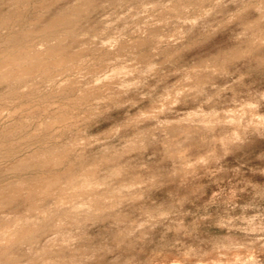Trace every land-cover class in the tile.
I'll use <instances>...</instances> for the list:
<instances>
[{
    "label": "rangeland",
    "instance_id": "374dc122",
    "mask_svg": "<svg viewBox=\"0 0 264 264\" xmlns=\"http://www.w3.org/2000/svg\"><path fill=\"white\" fill-rule=\"evenodd\" d=\"M0 15L1 53L12 36L16 51L21 40L88 51L71 70L0 81V135H12L0 139V188L41 176L32 155L59 151L54 171L93 172L110 206L98 216L71 203L82 222L60 236L42 222L32 246L2 234L23 258L8 261L30 264L54 241L73 257L57 264H264V0H0ZM27 190L1 205V224L26 211Z\"/></svg>",
    "mask_w": 264,
    "mask_h": 264
},
{
    "label": "bare ground",
    "instance_id": "6f19581e",
    "mask_svg": "<svg viewBox=\"0 0 264 264\" xmlns=\"http://www.w3.org/2000/svg\"><path fill=\"white\" fill-rule=\"evenodd\" d=\"M86 2V1H85ZM75 7L76 6H74V8L72 9V8H70L71 9V13H72V10H73V12H77V10H78V8H76L75 9ZM75 9V10H74ZM69 10V9H68ZM67 14L68 13H70V11L69 12H66ZM65 13V14H66ZM70 13V15L73 17V13L71 14ZM64 14V13H63ZM61 15L60 14V18H57V20H55V21H51L49 24H51V25H47V27H50L51 26V30H52V28H55V27H58V26H60V24H61V26H62V24H66V23H68L69 24V22H71V19H72V17L68 14V15ZM10 15V14H9ZM1 16V15H0ZM13 16V15H12ZM1 17H4V14L1 16ZM6 19H7V17L6 18H4L3 20L2 19H0V25H2L3 24V21L5 20V22L8 24V22L6 21ZM9 19V18H8ZM56 19V18H55ZM9 21V20H8ZM4 22V23H5ZM4 25H6V24H4ZM3 25V26H4ZM9 25V24H8ZM58 25V26H57ZM0 27H2V26H0ZM46 27L44 28V30L43 31H48V28L46 29ZM50 30V29H49ZM55 30V29H54ZM58 30V29H57ZM46 31V32H47ZM55 31H51V33L50 34H55L54 33ZM45 33V32H44ZM48 33V35H50ZM23 34V33H22ZM46 34V33H45ZM52 34V35H53ZM24 35V34H23ZM47 35V34H46ZM45 35V36H46ZM59 35V34H58ZM21 36V35H20ZM19 36V37H20ZM11 37V36H10ZM14 37H16V36H14ZM13 36H12V39L10 38V41H12V42H14L15 41V39H18V38H14ZM17 37H18V35H17ZM21 37H23V40H24V37L25 36H21ZM26 37H27V35H26ZM56 37V36H55ZM57 38V40H58V36L56 37ZM7 39V38H6ZM9 39V38H8ZM14 39V40H13ZM22 39V38H21ZM19 40V39H18ZM7 41V40H6ZM10 41H8L7 43L10 45V47H9V45H8V47H7V50L9 51H7L8 52V54H6L5 52L4 53H1V54H5V56H6V58H4L5 60H3V62H1L0 63V81H2V82H4L5 80H7L6 81V83L7 82H9L10 81V79H12V81H14V79H15V81L17 82L18 80L19 81H21V82H23V81H27V79L29 80V79H32L33 78V76L35 75V77L34 78H36V75H38V76H40L38 73H40V74H43V76H44V74H45V76H46V74L48 75V73H49V75L51 74L52 75V73H53V70L54 69H57V70H59L60 72H62L61 71V69L62 68H64L65 67V69L66 68H72V66L76 63L75 61H77L78 62V60L77 59H79V56H80V53H82V51L81 52H77V54H69V53H67V51L64 49V47L63 46H61V44L60 43H58V45H54V46H48V47H46V49H44V50H38V49H35L34 47V49L33 48H31L30 49V47H28V48H26V45L25 46H22V42H24V41H19L20 42V46H17V47H23L21 50L19 49V51H16L15 50V48L14 49H12L11 47H15V46H11V44H10ZM17 42V40L15 41V43ZM76 45V44H75ZM7 46V45H6ZM132 46V45H131ZM135 46V45H134ZM17 47H16V49H17ZM9 48L11 49V50H9ZM130 48V47H129ZM17 49V50H18ZM12 51V52H11ZM13 51H15V52H13ZM237 51V50H236ZM85 53L86 52H88V51H84ZM79 53V54H78ZM85 53H82V54H85ZM236 55H237V53H238V51L237 52H234ZM234 54V55H235ZM233 55V54H232ZM222 56V55H221ZM227 56V55H226ZM4 57V56H3ZM220 57V56H219ZM230 57V56H229ZM235 57V56H234ZM232 58H233V56H232ZM80 59H81V57H80ZM79 59V60H80ZM82 60V59H81ZM75 66V65H74ZM73 66V67H74ZM76 68V67H75ZM63 70V69H62ZM67 71H68V69H66ZM71 70V69H70ZM55 71V70H54ZM56 72V71H55ZM63 72H66V71H63ZM57 73V72H56ZM64 74V73H63ZM201 75V74H200ZM37 76V78L36 79H40V77H43V76H40V77H38ZM196 76V75H195ZM199 76V75H198ZM204 76V75H203ZM16 78L18 79V80H16ZM33 78V80H36V79H34ZM44 78V77H43ZM197 78V77H196ZM205 77H203V79H204ZM2 79V80H1ZM3 79H4V81H3ZM9 79V80H8ZM50 79V78H49ZM23 80V81H22ZM196 80V79H195ZM18 81V82H19ZM47 81H49V80H47ZM115 81V80H114ZM206 81V80H205ZM17 82V83H18ZM28 82H31L32 83V80H30V81H28ZM111 82V81H110ZM12 83V85L14 84V85H17V87H18V85L20 84V82H19V84H15L14 82H11ZM33 83H34V81H33ZM1 84H3V83H1L0 82V85ZM4 84H5V82H4ZM8 84H10V82L8 83ZM22 84H25L24 82L22 83ZM27 84V83H26ZM111 84V83H110ZM122 84V83H121ZM207 84V83H206ZM11 85V84H10ZM10 85H9V90H10V94L11 93H13L14 91H12L11 92V90L13 89V88H15L14 86L13 87H10ZM11 85V86H12ZM11 88V89H10ZM107 89V88H106ZM14 90V89H13ZM16 90H18V89H16ZM16 93H18L17 91H16ZM13 95H15V92H14V94ZM17 95V94H16ZM21 128V127H20ZM14 131H15V129H14ZM12 132V131H11ZM9 134H11L10 132H8ZM7 133V134H8ZM15 133V132H14ZM2 134V133H1ZM7 134H6V132H5V134L4 135H6L7 136ZM8 134V137L9 136H12V135H9ZM4 135H0V139L1 138H4V137H1V136H4ZM7 137V138H8ZM6 138V137H5ZM10 138V137H9ZM8 138V139H9ZM5 140H7V139H5ZM3 142H4V140H3ZM1 144V143H0ZM4 145V144H3ZM8 146V145H7ZM2 147V146H1ZM0 147V148H1ZM4 148V147H3ZM11 148V147H10ZM56 149V148H55ZM57 150V149H56ZM4 152V151H3ZM53 152V153H52ZM51 153H49V154H46V153H34L33 155H32V160H31V158H28V160L30 161V162H32L31 163V167H33L35 164V166L33 167V168H36L37 167V165H38V167L40 168V169H43V168H45V169H47V170H42L41 171V173L42 174H40L41 176H39L38 175V177H37V174H35L36 175V177L34 178H32V176L29 178L30 180H28L27 179V181L26 180H24V182H23V180L21 181V183H20V187H19V185L18 186H10V187H3V188H0V189H2L3 190V192L0 194V211H1V208L3 207L4 208V205L1 207V205L3 204V203H6L7 201H9V202H14V201H16L17 202V198L18 197H22L21 195H22V193H21V189H28V190H30L29 192H32V193H30V195H29V197H30V199H31V197H32V199H31V201H30V199H28L27 197V199L29 200V205H28V207L31 205V207H27V209H26V211L24 210V212H22L21 210V212L22 213H24V214H22V213H20L19 215H18V213H16L12 218H10L8 221H4V222H2V224L0 223V233H1V237L0 238H2L3 236H2V234H8L9 236H8V238L4 235V237H6V241H7V239L9 240L8 242H10V241H12L13 243H11L12 245H14L15 246V244H17V245H19V242L18 241H24L23 243L25 244V242L26 241H29V245L30 246H32L30 243L32 242V244H33V241H34V239H36V235H35V232L36 231H39L38 229H39V226H40V224L42 223V222H44V225H45V223L47 224V225H45L46 227H47V229H49L50 230V232L51 233H55L54 235H57V236H60V235H64V234H66V232H67V230H64V227L65 226H67V225H71L72 223H73V227H74V225L75 224H77L78 223V221H80V218H81V216L84 214L83 212H85V211H87L86 209H88L89 211H90V208L92 209L93 208V210L95 209V213L97 212V210L98 211H100L101 210V212H103L105 209V211L107 212L108 210H107V208L108 207H110V206H108V205H106L107 203H106V201H105V199H106V197H109V194H105V193H101V192H98L97 190H95V188H94V186L93 185H95V183H93V181H92V179L94 178L93 177V175H94V173L93 172H89V175L88 176H90V175H92V177H88L87 176V171L86 170H82L83 171V173L81 172V173H75V172H70V171H68L69 170V166L70 165H68V169L67 170H64V172L62 171V172H58V171H54L55 169H53L56 165H57V163L59 162V160H58V155H60L59 153V151H57L56 153L54 152V151H52ZM65 153V152H64ZM7 154H8V150H7ZM68 155V154H67ZM81 155V154H80ZM93 155V154H92ZM101 155V154H100ZM117 155V154H116ZM103 156V155H102ZM84 157V156H83ZM93 157V156H92ZM96 157V156H95ZM100 157V156H99ZM111 158V157H110ZM27 159V158H26ZM80 159H81V157H80ZM97 159V158H96ZM101 159H103L102 157H101ZM27 160V161H28ZM76 160V159H75ZM99 160V159H98ZM105 160H108V159H105ZM28 161V162H29ZM101 161V163H102V161L103 160H100ZM27 162V163H28ZM71 162V161H70ZM95 162V161H94ZM99 162V161H98ZM98 162H96V163H98ZM105 162V161H104ZM112 162V161H111ZM35 163V164H34ZM106 163V162H105ZM109 163H110V161H109ZM108 163V164H109ZM34 164V165H33ZM72 164V163H71ZM94 164V163H93ZM103 164V163H102ZM13 165V164H12ZM30 165V164H29ZM33 165V166H32ZM87 165H88V163H87ZM87 165H85V166H87ZM14 166H16V164L14 165ZM13 166V167H14ZM74 166V165H73ZM77 166V165H76ZM94 166H95V164H94ZM12 167V166H11ZM14 168H20V166L19 167H14ZM38 168V169H39ZM71 168V167H70ZM83 168V167H82ZM88 168V167H87ZM87 168H85V169H87ZM122 168V167H121ZM8 169V168H7ZM10 170H11V168H9ZM13 169V168H12ZM24 169V168H23ZM27 169V168H26ZM25 169V170H26ZM72 169V168H71ZM70 169V170H71ZM80 169V168H79ZM6 170V169H5ZM14 170H16V169H14ZM14 170H12V171H14ZM20 170H22V169H20ZM29 170V169H28ZM87 170H89V168L87 169ZM91 170H94V169H92L91 168ZM97 170V169H96ZM43 171H47V172H43ZM66 171V172H65ZM80 171V170H79ZM87 172V173H85V172ZM110 171V170H109ZM120 171V170H119ZM16 172V171H15ZM26 172V171H25ZM29 172V171H28ZM94 172H95V170H94ZM113 172V171H112ZM111 172V173H112ZM115 172V171H114ZM90 173H93V174H90ZM99 173V172H98ZM97 173V174H98ZM4 174V173H3ZM86 174V175H85ZM96 174V175H97ZM108 174V173H107ZM35 175H33V176H35ZM106 176V175H105ZM110 176V175H109ZM80 177V178H79ZM83 177V178H82ZM96 177V176H95ZM108 177V176H107ZM116 177V176H115ZM114 177V178H115ZM73 178H78V179H73ZM91 178V179H90ZM80 179H82L83 180V185H82V187L83 186H85V188L84 189H81L82 187L79 185L80 183ZM95 179V178H94ZM103 179V178H102ZM105 179V178H104ZM109 179V178H108ZM71 180H74L72 183H77V181H79L77 184L80 186V189H79V191L77 190V192H75V191H73V193H71L70 191L68 192V186L70 187V186H72V185H70L71 183ZM81 180V181H82ZM101 180V179H100ZM66 181H68V182H66ZM70 181V182H69ZM104 181V180H103ZM23 182V183H22ZM105 182V181H104ZM103 182V183H104ZM102 183V182H101ZM135 183V182H134ZM6 184V183H5ZM76 184V185H77ZM1 185H3V184H1ZM77 187V186H76ZM74 188V187H73ZM74 189H76V188H74ZM28 190H27V193H26V191H25V193L26 194H29L28 193ZM70 190V189H69ZM25 194L23 193V196H24ZM53 197V199H55L54 201V205L53 206H55L53 209H44V208H48V206L47 207H43V206H39L38 204H41L42 205V202H43V200L44 199H46L47 200V197L49 198V197ZM44 197V198H43ZM46 197V198H45ZM23 198V200H24V197H22ZM25 198V199H26ZM38 200H37V199ZM39 198H41V199H39ZM17 199V200H16ZM26 199V200H27ZM19 200H21V198H19ZM18 200V201H19ZM25 200V201H26ZM37 200V201H36ZM77 200H80L79 201V204H80V202L82 201V203L83 202H85L84 204H87V206H85L84 204H83V207H88V206H91L90 208H82V204H81V206H79V205H77L76 207H81V210L83 209V210H85V211H83L82 213V215L79 213V212H75L74 210H75V208H74V210L72 211V209H70V206L71 207H75V205H76V202L75 201H77ZM24 201V202H25ZM42 201V202H41ZM8 202V203H9ZM27 202L28 201H26L25 203L27 204ZM44 202H45V200H44ZM43 202V203H44ZM67 203V202H70V203H68L69 204V209L70 210H68L67 208L64 210L63 208H62V206H64L63 205V203ZM78 202V201H77ZM8 203H6V205L8 204ZM15 203V202H14ZM14 203H12V204H14ZM64 203V204H65ZM71 203H73V206L72 205H70ZM106 203V204H105ZM12 204H9V205H12ZM17 205H18V203H16ZM23 204V203H22ZM47 204V203H46ZM68 204H67V207H68ZM78 204V203H77ZM62 205V206H61ZM19 206V205H18ZM53 206H49V207H53ZM106 206H108V207H106ZM7 207V206H6ZM5 207V208H6ZM20 207V206H19ZM23 207V206H22ZM61 207V208H60ZM78 207V208H79ZM113 207V206H112ZM24 208V207H23ZM114 208V207H113ZM109 209V208H108ZM112 209V208H111ZM10 210V209H9ZM13 210H15V209H13ZM18 210V209H17ZM93 210H91L92 212H89L88 213V211L86 212L87 213V215L88 214H92V213H94V211ZM103 210V211H102ZM19 211V212H20ZM16 212V211H15ZM12 213H13V211H12ZM100 213V212H99ZM102 214V213H101ZM104 214V213H103ZM108 214V213H107ZM96 215H98L97 213H96ZM92 216V215H91ZM95 216V214L93 215V217ZM99 216V215H98ZM107 217V216H106ZM82 218H84V217H82ZM98 218V217H97ZM85 219V218H84ZM95 219V218H94ZM102 219V218H101ZM83 220V219H82ZM86 221V220H85ZM95 221V220H94ZM80 222H82V221H80ZM122 222H123V220H122ZM75 223V224H74ZM48 226H49V228H48ZM45 228V227H44ZM43 228V229H44ZM65 229H67L66 227H65ZM42 230V229H41ZM48 230V231H49ZM52 230V231H51ZM34 235H33V234ZM33 235L35 238L33 239V241H31L32 240V238H33V236L32 237H30V235ZM41 234H43V233H41ZM45 234V233H44ZM43 234V235H44ZM125 234V233H124ZM46 235V234H45ZM2 238V240H3V242H4V240H5V238ZM41 237H43V236H41ZM1 239H0V243H1V241H2ZM36 240H38V239H36ZM14 241H17L16 243L14 242ZM7 242V243H8ZM5 243V242H4ZM3 243V244H4ZM23 243H20V246L23 244ZM26 243V244H27ZM57 243V242H56ZM54 241L53 242H51V243H49V244H46L47 246H46V248L43 250H41L40 248H39V251L41 250V252H39V251H37V252H39L37 255H35V253H34V255L36 256V257H34V259H32L33 260V262H35L36 264L37 263H39V264H57L58 262H60L61 260H68V258H69V260L71 261L72 259H73V257L72 256H69V251L66 249V250H63L62 248H64V247H61V246H59L58 244H56ZM2 244V243H1ZM37 244V243H36ZM35 243H34V245H36ZM118 244V243H117ZM6 245V244H5ZM9 245H10V243H9ZM3 247H5L6 248V246H4V245H2ZM0 247V264H6L4 261L7 259V261H8V259H9V257H10V255H11V259H12V254L14 255L15 253H12V252H10L11 250L9 249V247L8 248H6L7 250L9 249V252H10V254H9V256H8V254L6 255V253L5 252H7V253H9L5 248V250L3 249V247ZM11 247H13V246H11ZM22 247V246H21ZM34 248H35V246H33ZM37 247V246H36ZM29 248V247H28ZM33 248V249H34ZM42 248V247H41ZM38 249V248H37ZM19 250V249H18ZM34 251V250H33ZM32 252V251H31ZM36 252V251H35ZM36 252V253H37ZM12 253V254H11ZM241 253V252H240ZM2 254H4L5 256H8L7 258L5 257H3L2 258ZM17 254V253H16ZM26 254H28V253H25V255ZM236 254V253H235ZM18 255H19V253H18ZM17 255V257H16V255H14V257H16V261H17V258L18 259H21V254H20V258H19V256ZM24 255V254H23ZM196 255V254H195ZM27 256H29V255H27ZM13 257V258H14ZM30 257V256H29ZM240 257H241V255H240ZM248 257V256H247ZM252 256H250V258H251ZM255 257V256H254ZM253 257V258H254ZM31 258H33V257H31ZM15 259V258H14ZM23 259V258H22ZM21 259V260H22ZM80 260H82L83 258L82 257H80L79 258ZM240 259V258H239ZM242 259V258H241ZM240 259V260H241ZM254 259H256V258H254ZM4 260V261H3ZM32 260H28V262L30 261H32ZM235 260H237V258L235 259ZM240 260H238V261H240ZM247 260V259H246ZM10 261V263H17V262H15V260H9ZM9 261H8V263L7 264H9ZM12 261V262H11ZM19 261V260H18ZM244 261V260H243ZM21 262V261H20ZM29 262V263H30ZM33 262L32 263H30V264H33ZM245 262V261H244ZM244 262H241V263H244ZM259 262V261H258ZM258 262H256L255 264H257ZM19 263V262H18ZM17 263V264H18ZM98 262H96V264H97ZM99 263H101L100 262V260H99ZM236 263V262H235ZM248 264H252V261L250 262V261H248L247 262ZM246 262H245V264H247ZM21 264V263H20ZM106 264V263H105ZM130 264V263H129Z\"/></svg>",
    "mask_w": 264,
    "mask_h": 264
}]
</instances>
